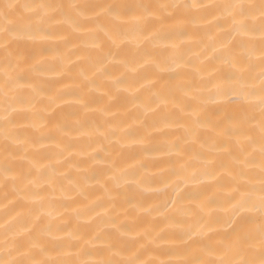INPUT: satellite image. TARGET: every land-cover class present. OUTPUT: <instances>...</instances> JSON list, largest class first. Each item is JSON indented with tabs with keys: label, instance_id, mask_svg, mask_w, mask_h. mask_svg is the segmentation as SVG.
Wrapping results in <instances>:
<instances>
[{
	"label": "bare ground",
	"instance_id": "6f19581e",
	"mask_svg": "<svg viewBox=\"0 0 264 264\" xmlns=\"http://www.w3.org/2000/svg\"><path fill=\"white\" fill-rule=\"evenodd\" d=\"M79 23V31L56 25L50 39L32 46L18 70L23 87L10 93L15 123L10 126L8 162L22 179L6 182L0 170V235L5 223L18 229L29 223L36 231L50 226L57 242L65 251L78 253V259H98L106 244L113 243L124 249V258L147 262L179 259L181 234L192 228L204 226L208 236L230 231L232 178L219 167L220 161L229 162L226 151L212 154L218 162L211 169L215 179L198 175L186 180L181 167L201 143H211L213 133L206 127L199 129L200 142H192L187 129L194 119L242 115L239 105L217 92V85L238 87L227 80L228 68L205 60L197 44L183 38L154 46L135 30L131 18L121 22L124 42L119 46L100 31L111 30L110 20L87 13ZM98 42L102 54L95 47ZM177 50L184 63L175 59ZM163 97H168L166 102ZM4 107L0 95V166ZM247 111L258 122V97ZM176 144L184 151L178 154ZM209 199L216 203L201 211ZM40 203L43 210L37 217L33 210ZM0 255H5L2 248Z\"/></svg>",
	"mask_w": 264,
	"mask_h": 264
},
{
	"label": "snow or ice",
	"instance_id": "6c2138e0",
	"mask_svg": "<svg viewBox=\"0 0 264 264\" xmlns=\"http://www.w3.org/2000/svg\"><path fill=\"white\" fill-rule=\"evenodd\" d=\"M87 13L110 20L111 30L101 28L100 31L113 46L124 42L121 22L131 18L135 21V30L154 46L158 47V42L164 39L183 38L182 42L197 44L205 60H214L228 68L227 80L235 81L238 87L217 85V92L229 104L239 105L242 115L233 118L225 113L217 121L194 119L187 129L192 142H200L199 129L206 127L213 133L211 143H201L199 150L181 167L188 174L186 180L198 175L215 179L211 169L218 162L212 154L217 150L226 151L229 162L220 161L219 167L232 178L230 231L208 236L207 229L200 226L183 232L180 237L183 247L177 253L180 258L175 260L146 262L138 257L124 258V249L107 243L99 253L100 258L89 261L76 258L78 253L72 250L65 251L50 226L36 231L29 223L19 229L16 224L5 223L0 235V248L5 255H0V264H264V0L84 5L0 0V95L5 105L4 164L0 170L4 181L22 179L8 162L10 126L15 123L9 112L10 93L23 87L18 70L30 57L32 46L50 39L56 25L67 24L79 31V18L86 17ZM202 29H206L203 37ZM95 47L103 53L101 42ZM175 59L185 62L179 50ZM256 97L260 109L258 122L247 111L254 106ZM167 98L163 100L166 102ZM175 148L178 154L184 151L179 144ZM34 195L40 197L39 192ZM215 203L209 199L201 205V211ZM42 210L40 203L33 212L38 217Z\"/></svg>",
	"mask_w": 264,
	"mask_h": 264
}]
</instances>
